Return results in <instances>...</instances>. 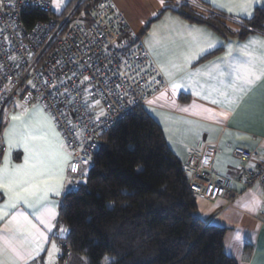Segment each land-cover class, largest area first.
Wrapping results in <instances>:
<instances>
[{
    "label": "built area",
    "instance_id": "2783aa9c",
    "mask_svg": "<svg viewBox=\"0 0 264 264\" xmlns=\"http://www.w3.org/2000/svg\"><path fill=\"white\" fill-rule=\"evenodd\" d=\"M51 5L52 0H0V117L41 105L71 154L69 164L77 165L76 172L69 166L68 174L77 178L99 152L101 136L135 108H144L163 83L111 0L25 27L26 10L51 13ZM3 152L0 134V159ZM216 153L215 145H206L183 164L188 189L197 199L232 202L240 193L229 178L213 173ZM232 156L239 161L236 180L245 189H258L264 199V155L235 148ZM260 221L264 225V206ZM66 237L54 233L55 264H68L72 255Z\"/></svg>",
    "mask_w": 264,
    "mask_h": 264
},
{
    "label": "crops",
    "instance_id": "0c3cea01",
    "mask_svg": "<svg viewBox=\"0 0 264 264\" xmlns=\"http://www.w3.org/2000/svg\"><path fill=\"white\" fill-rule=\"evenodd\" d=\"M179 1L189 4L191 10L202 18L211 17L213 12L224 14L229 20L225 21L227 30L235 32L238 30L235 22L250 20L256 9L264 8V0L252 4L251 16L240 10L239 0H222L224 7H218L213 3V0H165L164 7H161L159 0H111L133 35L137 37L139 44L146 51L163 83L144 109L160 126L171 152L183 165L193 155H200L206 145H215L217 153L213 161V173L218 177L229 178L231 189L240 193V196L232 202L221 197L214 202L197 199L199 218L206 225H213L225 230L223 250L236 264H264V225L260 221L264 199L258 189H245L236 180L239 161L232 156V151L235 148L255 150L261 156L264 155V81L258 82L253 90L245 94L243 100L233 107L225 105L223 102L217 104L211 102L212 99L222 98L215 93L209 95V89L216 84V81L204 75L208 71L205 66L210 61L224 57L229 43L233 46L234 56L240 58L239 53L235 50L250 38H264V31L249 34L242 39L227 35L206 24L188 21L168 9V4L172 6ZM68 3L69 0H63L59 8L52 3L51 6L55 10L52 13L62 14ZM229 8H232V11H229ZM193 29L211 34L210 39L218 41V43L209 52L192 59L190 63H185V57L190 56L195 50L191 35ZM174 65L180 67L177 68ZM162 67L170 75H166L161 70ZM197 69L201 72L197 79L203 88L196 87L195 91L201 92V95H195L194 88L187 83V74L194 73ZM174 82L180 83L182 87L173 91L171 84ZM161 93L164 95L161 96ZM203 96L209 98L204 99ZM24 109L6 113L1 130L4 152L0 159V167H5V156H7L6 166L9 169L24 164L25 152L23 148L12 147L9 149L4 139V132L12 123L11 116L23 113ZM27 109L29 116L35 113L38 118L39 112H42L49 118L54 132L58 133L51 117L41 105L33 104ZM205 109L209 111H205ZM209 112H225L227 116L212 118ZM59 140L62 141L60 134ZM64 150L66 151L65 148ZM68 168L69 166L64 169V178L61 181L63 187L60 190V195L50 193L48 196V201L51 202L48 206L53 207L57 214L52 221L51 231L45 229L43 225H39L35 216L32 215L33 209L25 207L22 203L17 206V209H5L8 212H24L25 215H29L33 223L38 224L41 231L45 232L47 239L43 241L42 249L28 264H55L58 247L54 233L63 228L65 231L61 232L65 235L68 234L66 226L60 225L58 222L62 198L66 193L77 189L79 179L85 173L82 171L77 178H70ZM254 198L259 201V205L254 208L249 207L250 201ZM6 199L3 191L0 190V207L4 205ZM3 224L4 221H0V228H3ZM237 235L239 239H236ZM52 243L56 245L55 251L51 249ZM50 252H52L51 255ZM8 256L9 253L5 252L3 258L7 260Z\"/></svg>",
    "mask_w": 264,
    "mask_h": 264
},
{
    "label": "trees",
    "instance_id": "16d2710c",
    "mask_svg": "<svg viewBox=\"0 0 264 264\" xmlns=\"http://www.w3.org/2000/svg\"><path fill=\"white\" fill-rule=\"evenodd\" d=\"M98 1L69 0L63 14L74 7L78 14ZM167 7L240 39L264 31V8L229 32L224 14L202 18L181 1ZM55 17L28 9L22 21L28 28ZM87 171L85 182L62 198L58 219L68 229L72 255L86 264H236L223 250L225 230L199 218L183 165L144 108H135L101 136Z\"/></svg>",
    "mask_w": 264,
    "mask_h": 264
},
{
    "label": "snow or ice",
    "instance_id": "6c2138e0",
    "mask_svg": "<svg viewBox=\"0 0 264 264\" xmlns=\"http://www.w3.org/2000/svg\"><path fill=\"white\" fill-rule=\"evenodd\" d=\"M62 2L63 0H52L57 8ZM254 2L259 0H239L238 7L243 13L251 16ZM159 3L161 7L165 6V0H159ZM213 3L218 7L225 6L222 0H213ZM229 11H232V8H229ZM191 35L195 50L190 56L185 57V63H190L192 59L209 52L218 43L210 39L211 34L203 30L193 29ZM235 51L239 53L240 58L234 56L233 46L229 43L224 57L210 61L205 66L208 71L204 75L216 81V84L210 87L209 95L215 93L222 98L212 99L211 102L214 104L223 102L234 107L258 82L264 81V38H250ZM161 70L170 75L165 68L162 67ZM200 75L199 69L187 74V83L194 88L195 95H201V92L195 91L196 87L203 88L197 79ZM88 79L89 77H84V80ZM180 87H182L180 83L171 84L173 91ZM163 95L164 93H161V96ZM96 103L99 104V101ZM28 114L29 110L25 108L23 113L12 115V123L4 132L9 149L22 147L25 158L23 165L9 169L5 156V167H0V190L7 197L4 205L0 207V221H4L3 228H0V264H28L35 259L43 247V241L47 239L45 232L41 231L37 223H33L29 215L22 211L8 212L5 209H17L22 203L25 207L33 209L32 215L39 225L51 231L52 221L57 214L53 207L48 206L51 203L48 196L50 193L60 195L65 167L70 166L72 172L77 171L76 164H69L71 154L64 150V144L59 140V134L52 129L49 118L42 112H39V118L35 113L31 116ZM209 115L212 118L226 117L227 113L209 112ZM83 162L87 163L86 160ZM258 205L259 201L254 198L250 201L249 207L254 208ZM61 231L65 229L61 228ZM236 239H239L238 235ZM51 249L56 250L55 243H52ZM5 252L9 253L7 260L3 258Z\"/></svg>",
    "mask_w": 264,
    "mask_h": 264
},
{
    "label": "rangeland",
    "instance_id": "374dc122",
    "mask_svg": "<svg viewBox=\"0 0 264 264\" xmlns=\"http://www.w3.org/2000/svg\"><path fill=\"white\" fill-rule=\"evenodd\" d=\"M51 10L55 11L53 7L51 8ZM213 14L211 16H215V14L214 15ZM5 118H6V112H5V114H2V116L0 117V126L4 123ZM84 171H85V173H84L83 177L79 179V183L85 182L84 180L86 179V175H87L88 171L87 170H84ZM69 264H86V259L82 256H78V255L73 254L71 259H70Z\"/></svg>",
    "mask_w": 264,
    "mask_h": 264
}]
</instances>
